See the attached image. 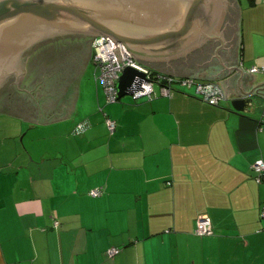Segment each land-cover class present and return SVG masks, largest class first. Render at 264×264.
<instances>
[{
  "label": "crops",
  "instance_id": "1",
  "mask_svg": "<svg viewBox=\"0 0 264 264\" xmlns=\"http://www.w3.org/2000/svg\"><path fill=\"white\" fill-rule=\"evenodd\" d=\"M230 3L223 26L233 55L220 53L241 65L250 87L252 79L264 81V72L247 70L264 66V0ZM90 38L89 45L80 37L57 50L37 49L43 61L26 63L19 85L27 89L10 79L0 90V111L16 116L39 112L33 96L40 91L46 118H32L31 127L41 123L48 132L39 144L37 129L27 156L22 147L15 160L0 153V264H264V180L252 166L264 159V98L252 110L234 108L241 74L230 75L215 47L154 65L225 89L230 81L218 105L179 81L170 94L156 83L152 97L115 102L106 101L97 79L91 99L53 97V85L40 84L60 66L54 59H91ZM41 66L48 74L35 75ZM107 115L116 119L113 131ZM84 119L90 126L76 133ZM97 186L103 192L91 195ZM201 214L212 233H195ZM111 246L120 251L109 255Z\"/></svg>",
  "mask_w": 264,
  "mask_h": 264
},
{
  "label": "water",
  "instance_id": "2",
  "mask_svg": "<svg viewBox=\"0 0 264 264\" xmlns=\"http://www.w3.org/2000/svg\"><path fill=\"white\" fill-rule=\"evenodd\" d=\"M230 0H0V90L14 78L19 88L31 53L41 44L69 35H105L122 42L146 64L190 54L213 43L216 57L228 69L240 72L241 86L231 102L236 110H252L264 98V81L244 84L241 65H229L220 53L231 55L224 26ZM123 60L119 46L113 48ZM233 55V54H232ZM146 72L126 66L119 76L118 97L132 94L134 83ZM228 82L227 92L229 91Z\"/></svg>",
  "mask_w": 264,
  "mask_h": 264
},
{
  "label": "built area",
  "instance_id": "3",
  "mask_svg": "<svg viewBox=\"0 0 264 264\" xmlns=\"http://www.w3.org/2000/svg\"><path fill=\"white\" fill-rule=\"evenodd\" d=\"M119 46L123 60L119 61L113 48ZM92 59L96 64V78L100 79L108 101H116L118 97L117 82L123 69L130 65L139 68L146 72L147 78L140 79L133 85V96H148L154 95V85L159 83L161 85V92L173 93L175 88L172 86L174 82H180L183 85L194 86L196 92L203 100L213 104H218L222 99L227 96L225 87L216 80H198L194 76L186 75L176 77L173 74L166 72H158L155 75L153 69L146 63L136 58L125 46L124 43H117L110 37L105 35L92 36ZM249 72H264V66L252 65L247 68ZM106 124L110 131L116 128V119L106 116ZM90 126V121L87 119L81 120L76 123L74 131L80 133ZM253 168L256 171V179L258 181L264 180V159L257 158L253 163ZM103 192L101 186L90 189L91 195H99ZM261 214L264 216V204L261 207ZM195 233L206 235L213 232L211 219L204 214H201L196 219L194 228ZM120 251V247L111 246L107 252L109 255H114Z\"/></svg>",
  "mask_w": 264,
  "mask_h": 264
},
{
  "label": "rangeland",
  "instance_id": "4",
  "mask_svg": "<svg viewBox=\"0 0 264 264\" xmlns=\"http://www.w3.org/2000/svg\"><path fill=\"white\" fill-rule=\"evenodd\" d=\"M80 37H82V39H85L87 41V45H89V36L87 35H69L65 36L63 38V41H68L69 43L73 44L78 41ZM89 48L90 46H87V48L85 46L83 52L86 53ZM32 62V59L28 60V64H31ZM54 64H60V66L56 67V69L52 71V74L46 80L42 79V82L40 84L43 85L45 83L46 88L49 85H53V89L52 91H50V95H52L53 97H72L81 93L82 97L86 99H91L89 96L96 95V90H94V85L96 84L97 79L96 64L94 63L92 58L88 60L85 58V56H80L79 53L64 54L63 56L56 57L54 59ZM42 67L43 66L37 69L35 75H38L40 73L48 74V71H43ZM97 80L99 81L100 87H103L101 80ZM80 84L82 85L81 87ZM127 96H133V94L126 93L121 97V99ZM33 97L36 101L39 112H37L36 110L30 116H26V114L16 116L15 114H13L14 112L3 113L0 111V153L6 159L15 160L16 153L18 151L17 148L19 147H22V153L24 154V156H27L28 153L26 146H28L29 142L33 140L34 134L36 133L37 129L39 131V129L43 128L41 123L34 124L37 126V129L31 127L33 125L31 121L32 118H40L43 121L46 118L44 114L45 109L40 102V91L37 92L36 96L34 95ZM44 133H48L44 128L38 132L36 136L37 143H42L43 140L39 138H41L43 136L42 134Z\"/></svg>",
  "mask_w": 264,
  "mask_h": 264
},
{
  "label": "flooded vegetation",
  "instance_id": "5",
  "mask_svg": "<svg viewBox=\"0 0 264 264\" xmlns=\"http://www.w3.org/2000/svg\"><path fill=\"white\" fill-rule=\"evenodd\" d=\"M233 13V10H229L228 12H227V14H226V18H228L229 16H230V14H232ZM227 29V31L229 30V28H226ZM63 38L64 37H58V38H56V39H51V40H49V41H47V42H45V43H43V44H41L38 48H36L34 51H36L37 49H40V48H43V49H45V51H49V50H57L58 48V46L60 47V45H61V41H63ZM91 45H92V37H91ZM211 48H214V45H213V43H209V44H207V45H205V47H203V48H199L198 50H196L197 51V53H200L201 55L207 50H210ZM34 52L29 56V58H28V60H30V59H32L33 60V62L34 61H36V62H41V60H42V57H43V55H42V52L40 51L38 54H37V52L34 54ZM28 60H27V63H28ZM43 61V60H42ZM162 72H164V71H162ZM11 80H13L14 81V78L13 79H11ZM3 89V88H2ZM2 91V90H1Z\"/></svg>",
  "mask_w": 264,
  "mask_h": 264
},
{
  "label": "trees",
  "instance_id": "6",
  "mask_svg": "<svg viewBox=\"0 0 264 264\" xmlns=\"http://www.w3.org/2000/svg\"><path fill=\"white\" fill-rule=\"evenodd\" d=\"M91 37H92V36H91ZM92 60H93V59H92ZM150 67H151V68L153 69V71H154V72L152 73L153 75H155V74L158 73V72H161V71L159 70V69H160V65H154V64H153V65H151ZM207 80H214V79H207ZM120 99H121V97H120L118 100H120ZM118 100H116V101H118ZM106 101H107V102H115V101H108L107 99H106ZM220 102H221V101H220ZM220 102H219V103H220ZM209 103H210V102H209ZM219 103H218V104H219ZM211 104H213V103H211ZM218 104H214V105H218ZM100 109L103 110V107L100 106ZM103 111H104V110H103ZM104 112H105V114H107L106 111H104ZM195 224H196V223H195Z\"/></svg>",
  "mask_w": 264,
  "mask_h": 264
}]
</instances>
